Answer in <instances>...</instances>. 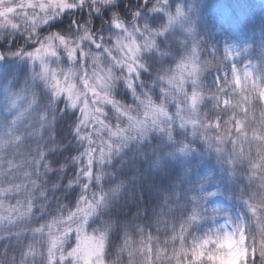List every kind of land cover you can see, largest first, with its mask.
I'll return each instance as SVG.
<instances>
[{"label":"clouds","instance_id":"obj_1","mask_svg":"<svg viewBox=\"0 0 264 264\" xmlns=\"http://www.w3.org/2000/svg\"><path fill=\"white\" fill-rule=\"evenodd\" d=\"M73 3L81 11L63 27L52 0H19L15 29L0 21V264H47L51 235L79 226L78 216L69 218L68 198L79 145L61 155L75 142L60 134L70 97L57 95L58 81L78 104L111 95L139 117L138 128L119 121L128 138L102 168L105 200L90 221L92 232L108 226L107 264H264V58L238 52L237 65L252 74L217 79L230 73L232 61L201 30L203 0ZM113 16L123 32L111 29ZM98 35L103 52L87 44ZM193 48L195 76L185 77L183 90L170 88L167 100L160 97L155 85L172 78ZM37 50L47 74L40 60L20 54ZM125 50L142 73L133 88L121 84L130 73L112 55ZM121 86L134 99L118 96ZM145 91L166 117L145 120ZM106 114L117 122V113ZM92 191L99 194L100 185Z\"/></svg>","mask_w":264,"mask_h":264},{"label":"snow or ice","instance_id":"obj_2","mask_svg":"<svg viewBox=\"0 0 264 264\" xmlns=\"http://www.w3.org/2000/svg\"><path fill=\"white\" fill-rule=\"evenodd\" d=\"M53 5L56 7V12L65 16L71 17L70 25L73 24L75 18L79 15L81 8H78L73 0H52ZM3 3V0H0ZM82 7V6H81ZM139 9V5L136 6ZM23 7L13 2L7 8H0V21L6 22L10 27L15 29L17 25L13 22L12 17L18 12L22 11ZM146 9H141L140 12H145ZM154 13L164 11L162 8H153ZM179 9L177 12L179 14ZM171 20V17H170ZM78 24V21H76ZM111 29L123 32L125 25L122 24L118 17H112ZM95 43L88 41L87 44L96 48L98 51H104V37L98 35L94 37ZM51 51V49H46ZM111 51V50H110ZM21 55H27L33 62L40 60L43 72L48 73V65L44 63L43 56L39 50L29 53H20ZM208 54L215 56L216 50L210 49ZM75 55L77 58L80 56V50H76ZM116 57V60L123 64L120 68L121 71L127 69V73H130V79L127 81H121V84H126L130 88L134 87L133 82L137 75L142 74L140 68L130 58L132 54L125 50L123 57L117 56L115 52L112 53ZM199 55L198 49L193 48V55L186 61L181 60L176 65L175 74L172 78L167 80H160L155 87L159 88V95L165 100L168 99V93L170 88L175 87L178 90H183L185 77L195 76L197 72V66L195 63V57ZM238 52L226 48L223 53V57L230 59L232 65L230 67V73H225L217 77V79L223 81L229 74L233 79L240 81L242 75H251L246 66L243 70L237 66L236 58ZM107 58V53H105ZM87 63V59L85 60ZM61 92H67L70 97V102L66 106L71 107L80 113L78 121L73 122L74 132L76 140L79 142L80 154L75 157L74 164L76 167L73 169V176L75 178V185L79 186L80 198L73 205L75 211H70L69 218L71 216L79 217V226L69 228L65 226V231L61 234H53L50 237L48 250L44 255V259L47 264H106L105 257L110 251V245L108 241V226L105 225L103 231L96 233L89 231L91 227L90 221L93 219L97 212V209L103 205L105 195L102 190V168L107 164L108 160L117 150L124 147L127 140V129L119 123L121 117L124 121L129 122L130 127H140L139 117L136 113L126 106L121 105L111 95L96 99L95 105L92 104V100L89 99L87 104H78L76 100L71 99L70 87H66L64 82H57V95ZM151 93L145 91L144 96L141 98L142 102L146 105V111L144 112L145 120L150 118H156L157 115L166 117L167 112L163 105L154 104L150 99ZM192 102L196 103L199 99V93H193L191 96ZM111 105L110 111L117 113V122H110L108 120L105 106ZM15 106V104L13 105ZM78 138V139H77ZM77 171L79 175H77ZM100 185V192L92 191L89 194L90 189L94 186ZM72 185H69L71 188ZM54 227V224H53ZM69 241H73L69 244Z\"/></svg>","mask_w":264,"mask_h":264},{"label":"trees","instance_id":"obj_3","mask_svg":"<svg viewBox=\"0 0 264 264\" xmlns=\"http://www.w3.org/2000/svg\"><path fill=\"white\" fill-rule=\"evenodd\" d=\"M205 12L211 13L217 19L221 18L222 20H224V22L228 26V29L225 33V37L227 39L242 38L247 33H251L252 32V29H250L251 21H253L254 19L259 21L261 17L257 4L255 3L254 0H203V10L200 19V26L203 23L202 16ZM71 19H72L71 17L65 15L59 26L63 27L66 24H69ZM12 46L13 45H9V47ZM255 48H256L255 55H260V53L264 51V39L256 38ZM5 61L9 65L19 63L21 66L27 67V65H24L23 61H18V58L15 57H6ZM117 95L125 100L134 99V97L131 96L130 90H128L124 86H121V90L117 91ZM116 98L119 99V97ZM110 108H111L110 105L105 106V111H109ZM78 119H79L78 111L73 110L71 108L66 109L65 113L62 115V118L59 123L60 134L61 135L67 134L75 143L69 145L67 149L63 150L61 155H63L64 152H74L77 150V146L79 145V142L76 140L73 122L78 121ZM127 151L129 150L126 149L125 152ZM73 167L76 166L74 165ZM79 192L80 189L78 185H73L68 190L69 193L68 198L72 201L73 204H75L78 201ZM146 199L150 200V197L147 196V194H146ZM71 210L75 211V208L72 207ZM133 210H134L133 208H129L126 214L131 215V212ZM122 214H125L123 213V210H122ZM72 242L73 241H69V244H71Z\"/></svg>","mask_w":264,"mask_h":264},{"label":"rangeland","instance_id":"obj_4","mask_svg":"<svg viewBox=\"0 0 264 264\" xmlns=\"http://www.w3.org/2000/svg\"><path fill=\"white\" fill-rule=\"evenodd\" d=\"M260 12V20L251 21V33H247L242 38L227 39L225 33L228 26L221 18H215L211 13L205 12L202 16L203 23L201 30L206 34L209 43L217 47L221 55L226 48L239 52V58L256 57L264 58V51L260 55H255L256 38L264 39V0H254ZM19 0H17V3ZM27 2V0H25ZM240 67V65H237ZM220 75V74H218Z\"/></svg>","mask_w":264,"mask_h":264}]
</instances>
